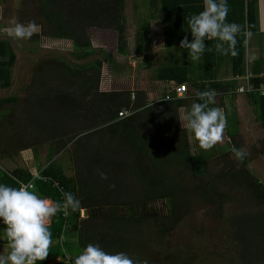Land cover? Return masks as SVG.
I'll list each match as a JSON object with an SVG mask.
<instances>
[{
  "label": "trees",
  "instance_id": "1",
  "mask_svg": "<svg viewBox=\"0 0 264 264\" xmlns=\"http://www.w3.org/2000/svg\"><path fill=\"white\" fill-rule=\"evenodd\" d=\"M160 1L168 6L180 0ZM18 3L25 19L20 18V22L33 21L41 28L28 39L30 42L39 44L43 37L72 41L71 60L44 57L31 74L29 81L35 86L31 91L40 92L41 112L35 117L41 134L27 139L30 143L39 141L49 149L48 163L40 174L44 179L36 181L41 195L62 202L63 194L70 192L80 200L86 213L82 216L79 209L75 212L69 209L67 216L62 211L57 213L49 225L54 243L45 260L37 264L57 258L60 261L54 264H65L66 255L72 261L88 243L99 244L110 253L125 252L134 261L146 260L147 264H198L204 259H209L208 264H264V183L249 172L248 155L238 165L225 159L229 153L232 156L233 146L243 149L236 140L241 133L239 121L226 122L230 148L212 154V149H201L195 139L193 146L191 134L179 120L181 112L190 107L186 99L173 93L171 100L156 101L183 82L177 77L181 68L175 65L156 68L160 80L174 79L178 84L172 83L155 102H148L146 91L138 86L101 91L107 57L101 56L103 50L94 47L92 30L115 31L117 51L126 55L127 0H18ZM136 23V52L145 48L148 51L151 40L145 17ZM240 37L233 66L235 73L242 74L246 54L244 36ZM165 42L171 45L174 40L167 35ZM17 60L13 42L2 38L0 26V89L12 86V70ZM250 85L251 88L244 86L243 92L261 89L264 76H254ZM11 99L16 102L13 98H0V105L12 102ZM258 101L262 135L253 151L255 157H264V94L260 93ZM17 106L10 109L13 122L22 120ZM26 109L32 117V111ZM122 110L129 115L120 117ZM172 137L180 140V149H173L169 143ZM60 154L70 157V173L53 160ZM215 155L219 158L215 159ZM213 159L219 165L217 168L211 166ZM101 172L106 173V179L101 178ZM19 178L28 182L32 176L26 173ZM21 183H14V187ZM197 204L213 208L220 222L217 233L226 237L225 252L212 245L201 257L196 251L186 256L169 240ZM233 204L240 208L230 211Z\"/></svg>",
  "mask_w": 264,
  "mask_h": 264
},
{
  "label": "crops",
  "instance_id": "2",
  "mask_svg": "<svg viewBox=\"0 0 264 264\" xmlns=\"http://www.w3.org/2000/svg\"><path fill=\"white\" fill-rule=\"evenodd\" d=\"M13 1L18 4V0ZM133 1L128 16V53L126 55L118 53L116 43V55L120 56V59L115 56L117 63H113L111 70L114 71L116 69L117 72L120 69L116 68L118 65L122 67L125 63H128V67L132 71L130 73L131 85L129 87L138 86L144 89L147 93L148 102H155V98L170 88L172 83L178 84L174 79L160 80L156 68L166 65L178 66V68H181V74L177 77L182 79L183 82L181 84H186L188 88L180 97L186 99V104L191 105L196 102L194 96L196 90L212 89L216 93L215 106L221 108L224 112L226 122L228 119L239 121L240 132L241 129L251 130L254 127H259L258 124L261 121V108L258 101L260 89H256L254 93H247L240 92L239 87L251 86V79L246 77L247 72L251 73L252 78L254 76H264V0H227L228 14L226 21L239 24L242 28V33L237 35L235 46L227 54H221L216 51V41H206V50L198 62L191 61L190 57L187 56V50L179 48V42L185 35L188 36L189 40L192 39L190 31H188L187 19L192 14L203 10V2L180 0L175 1L176 4L172 3L166 6L167 3L164 5L160 0ZM8 2L9 0H0V26H2V38L11 40V37L5 34V29L9 26H7L8 22L5 20L7 17L5 16L4 6ZM142 17H145L146 32H148V37L151 40V49L147 51V48H145L144 51L137 53L135 43L136 20ZM167 30L169 33L166 32ZM243 32L251 33L247 43H245L246 37ZM167 35L174 40L171 45H166ZM240 36H244V51L246 54L244 73L242 74L235 73L233 66V56L235 55V48L239 46ZM115 37L117 41V35ZM95 46L105 53L108 51L101 44ZM225 47L227 48V45ZM105 65L107 66L105 67V72L109 77L107 79L112 80L111 72L107 70L109 65L111 67L112 64L107 59ZM14 67L12 70V86L0 89V92H3V94H0V98H13L16 101L14 102L11 99L12 102L0 105V183L12 187L15 186L14 183L19 184L21 181H25L19 177H24L26 173L32 176L29 181L35 175H40L48 163L47 154L49 153V149L41 145L39 141L30 143L27 139L29 137H39L41 134V128L36 125L35 117L36 114L41 112L38 95L40 92L31 91V88L34 89L35 86H31V82L26 80L25 76L20 82L15 80L13 77ZM122 78L126 79L129 77L125 75ZM124 83L125 80H121V84ZM31 98H33V102L30 103ZM14 105H18L17 109L19 112L17 113L22 120L13 122L14 116L10 114V109ZM27 107L32 111V117L28 115V112H25ZM26 117L31 123L27 122ZM30 140L33 139L31 138ZM61 156L62 154L55 156L53 160L64 165V169L68 173V169L71 170V159L69 157V161H62V157H67V155ZM4 176H8L13 180H5ZM37 180L34 182L35 189L33 190L43 198H50L41 195L36 186ZM2 230L3 226L0 225V231ZM8 250L6 241L0 239V252L6 254ZM57 261H60V258L54 259L47 264H54Z\"/></svg>",
  "mask_w": 264,
  "mask_h": 264
},
{
  "label": "clouds",
  "instance_id": "3",
  "mask_svg": "<svg viewBox=\"0 0 264 264\" xmlns=\"http://www.w3.org/2000/svg\"><path fill=\"white\" fill-rule=\"evenodd\" d=\"M227 14V0H203V10L188 17L192 39L185 35L179 42V48L187 50L192 62L200 60L206 50V41H216L215 49L221 54H227L235 46L242 28L239 24L227 22ZM36 33L37 25L33 21H13L6 29V35L16 40L30 39ZM243 35L247 43L251 33L243 32ZM215 95L212 89L196 90V102L179 116L184 130L204 150L223 142L225 115L221 108L215 106ZM231 152L241 161L247 155L235 146ZM100 176L107 178L103 172ZM31 189V183L19 187L0 183V224L4 226L0 239L6 241L9 249L6 254L0 252V264H37V261L45 260L53 243L49 227L52 218L61 211L67 216L69 209L72 212L79 209L83 216L81 202L74 194L65 192L63 201L58 202L43 198ZM71 264H147V261H134L125 252L110 253L99 244L88 243L72 258Z\"/></svg>",
  "mask_w": 264,
  "mask_h": 264
},
{
  "label": "rangeland",
  "instance_id": "4",
  "mask_svg": "<svg viewBox=\"0 0 264 264\" xmlns=\"http://www.w3.org/2000/svg\"><path fill=\"white\" fill-rule=\"evenodd\" d=\"M133 0H127V8H126V14L129 16L131 4ZM139 1V0H137ZM134 3V1H133ZM19 3L16 4L15 1L9 0V2L4 6L5 10V16L7 17L5 20L7 23V26H10L13 21L20 22V18L22 21H25L24 15L22 16V13L20 12L21 9H19ZM36 14V11L33 12ZM33 15V14H32ZM17 17V18H16ZM41 30L40 26H37V33H39ZM105 32V33H104ZM6 34V29H5ZM116 32L113 30H99V29H93L92 30V39H93V45H103L108 49V53L104 52L101 56L108 57V61L111 65H109V70L111 72L112 80H108L107 73L105 72L104 78L101 85V91H113V90H121V89H129L131 85L130 80V73L132 72L131 69L128 67V63H125L122 67L118 65L116 68H120L119 70L116 69L111 70L113 67V63H117L116 61ZM7 36V35H6ZM9 37V36H8ZM103 43H102V40ZM13 42V46L16 48V51L18 53V60L14 67L13 77L18 82L23 80V77L25 76L26 80H29L31 77V74L35 70V68L38 65V62L42 58H46L47 56L50 57H57V58H66L71 60V56L69 55V52L72 50V41L71 40H61V39H49V38H42L41 42L39 44L30 42L27 40H16L11 38ZM94 47L99 50L97 46ZM120 59V56H117ZM106 59V60H107ZM126 62V60H125ZM107 63V61H106ZM105 63V64H106ZM122 64V63H121ZM107 67L106 65H104ZM104 71V67H103ZM125 75H128L129 78H122V76L125 77ZM107 76V77H106ZM109 78V77H108ZM122 78V79H121ZM124 81V84H121V80ZM108 80V81H107ZM19 84V83H17ZM0 94H3V92H0ZM156 100V99H155ZM262 131L259 127H254L253 129H241L240 136L236 138V140L241 144L243 149L248 155L249 160L247 161V167L249 172L256 177L258 180L262 181L264 183V157L256 156L253 151V149L257 145V141L261 137ZM192 137V136H191ZM193 139V141H192ZM191 139V143L193 146L194 144V138ZM222 143H218L215 145L212 149V154L217 153L222 149H228L230 148V139L226 134L225 128L223 130L222 135ZM169 143L173 146V149H180L178 147V144H180V140L174 139L173 137L169 139ZM233 144V143H232ZM231 144V145H232ZM234 145V144H233ZM181 146V145H180ZM82 159V155L80 156ZM219 158V155H215L214 158ZM217 158V159H218ZM211 160L212 167L217 168L219 165L216 163V160ZM228 162L231 160L236 163V165L239 164V160L236 159V157L230 153L227 155V158H225ZM62 161H69V157H62ZM70 169H68V173H70ZM184 180H191L190 178H185ZM240 207L236 205L230 206V211L238 210ZM192 212L188 214L184 220L179 224V226L176 228V230L172 233L171 240L173 246L177 248V250H182L186 254V256L191 255L195 251L199 254L201 257V253L208 251L212 248V245H214V249L220 250V252H225L227 246H225L226 237L223 235L222 232H218L219 229V219L214 215L213 208L212 207H202L200 205H195L192 207ZM194 248H192V246ZM189 258V257H188ZM209 259H204L203 263L200 262L198 264H208L207 262Z\"/></svg>",
  "mask_w": 264,
  "mask_h": 264
},
{
  "label": "built area",
  "instance_id": "5",
  "mask_svg": "<svg viewBox=\"0 0 264 264\" xmlns=\"http://www.w3.org/2000/svg\"><path fill=\"white\" fill-rule=\"evenodd\" d=\"M246 67H247V63H246ZM248 70V69H247ZM246 77L251 79L252 78V75L251 73L247 72L246 74ZM248 88H251V86H247ZM187 85L186 84H179V85H176L174 88H171V90L169 91V93L165 94L164 96H161L160 99H157L156 101H159V100H171V98H173L171 95H176V97H181L186 91H187ZM244 90V86H241L239 87V91L240 92H243ZM261 92L262 94H264V86L261 87ZM129 113L126 111V110H122L121 112H119V116L120 117H125V116H128ZM37 179H44V177H42L41 175H35L34 178L31 180V181H28V182H22L21 184L23 185H27L29 183L32 184V189H35V180ZM83 216H84V211H83ZM63 239V237H62ZM61 239V242H63V240ZM65 261V264H71V260L69 258L68 255H66V258L64 259Z\"/></svg>",
  "mask_w": 264,
  "mask_h": 264
},
{
  "label": "water",
  "instance_id": "6",
  "mask_svg": "<svg viewBox=\"0 0 264 264\" xmlns=\"http://www.w3.org/2000/svg\"><path fill=\"white\" fill-rule=\"evenodd\" d=\"M84 215H86V213L84 212Z\"/></svg>",
  "mask_w": 264,
  "mask_h": 264
}]
</instances>
